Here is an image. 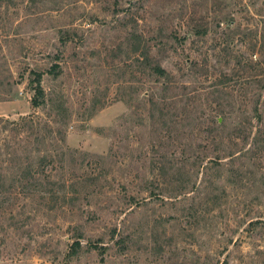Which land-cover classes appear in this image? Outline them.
<instances>
[{"label":"rangeland","instance_id":"1","mask_svg":"<svg viewBox=\"0 0 264 264\" xmlns=\"http://www.w3.org/2000/svg\"><path fill=\"white\" fill-rule=\"evenodd\" d=\"M0 264H264V0H0Z\"/></svg>","mask_w":264,"mask_h":264},{"label":"trees","instance_id":"2","mask_svg":"<svg viewBox=\"0 0 264 264\" xmlns=\"http://www.w3.org/2000/svg\"><path fill=\"white\" fill-rule=\"evenodd\" d=\"M59 67L58 64H55L51 70H48L51 73H54L55 75L58 73L57 68ZM155 70L157 72L164 74L166 73V70L160 66H156ZM34 74L33 77V83H34V89H35V97L33 98V104L35 106H41L46 102V90L44 88V85L42 83V78L44 73L42 71H32ZM25 118V117H24ZM20 170V169H19Z\"/></svg>","mask_w":264,"mask_h":264}]
</instances>
